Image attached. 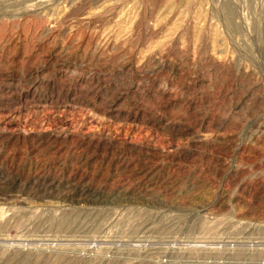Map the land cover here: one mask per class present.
<instances>
[{"label": "rangeland", "instance_id": "1", "mask_svg": "<svg viewBox=\"0 0 264 264\" xmlns=\"http://www.w3.org/2000/svg\"><path fill=\"white\" fill-rule=\"evenodd\" d=\"M0 264H264V0H0Z\"/></svg>", "mask_w": 264, "mask_h": 264}]
</instances>
